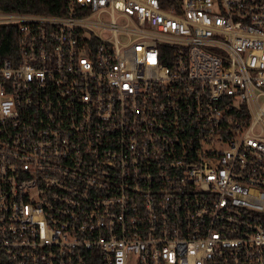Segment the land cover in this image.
I'll list each match as a JSON object with an SVG mask.
<instances>
[{
  "label": "built area",
  "instance_id": "built-area-1",
  "mask_svg": "<svg viewBox=\"0 0 264 264\" xmlns=\"http://www.w3.org/2000/svg\"><path fill=\"white\" fill-rule=\"evenodd\" d=\"M65 3L0 9V264H264V0Z\"/></svg>",
  "mask_w": 264,
  "mask_h": 264
},
{
  "label": "trees",
  "instance_id": "trees-1",
  "mask_svg": "<svg viewBox=\"0 0 264 264\" xmlns=\"http://www.w3.org/2000/svg\"><path fill=\"white\" fill-rule=\"evenodd\" d=\"M0 9L4 11L59 15L66 12V3L65 0H0ZM3 27L4 25H1V28ZM0 35L2 36L1 32ZM1 40L7 42V35Z\"/></svg>",
  "mask_w": 264,
  "mask_h": 264
},
{
  "label": "rangeland",
  "instance_id": "rangeland-1",
  "mask_svg": "<svg viewBox=\"0 0 264 264\" xmlns=\"http://www.w3.org/2000/svg\"><path fill=\"white\" fill-rule=\"evenodd\" d=\"M101 18H102V20H104V21H107V20H108V17H106V16H102Z\"/></svg>",
  "mask_w": 264,
  "mask_h": 264
}]
</instances>
